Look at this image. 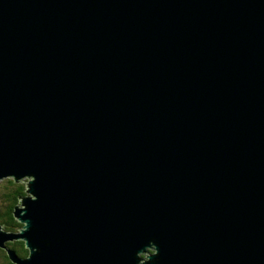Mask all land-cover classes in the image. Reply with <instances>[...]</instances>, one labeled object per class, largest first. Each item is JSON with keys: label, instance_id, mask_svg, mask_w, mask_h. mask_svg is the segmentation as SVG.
Segmentation results:
<instances>
[{"label": "water", "instance_id": "obj_1", "mask_svg": "<svg viewBox=\"0 0 264 264\" xmlns=\"http://www.w3.org/2000/svg\"><path fill=\"white\" fill-rule=\"evenodd\" d=\"M9 177L14 264H264V0H0Z\"/></svg>", "mask_w": 264, "mask_h": 264}, {"label": "trees", "instance_id": "obj_2", "mask_svg": "<svg viewBox=\"0 0 264 264\" xmlns=\"http://www.w3.org/2000/svg\"><path fill=\"white\" fill-rule=\"evenodd\" d=\"M5 181L7 182L6 187H4V191L0 193V199L2 200V204L0 205V224H2L5 229H13L16 225L21 226V223H19L13 215V209L19 201V196L25 194V185L14 181L11 177L6 178ZM16 243L19 246L16 247L15 251L21 256H26L28 250L24 242L22 240H17L14 244ZM0 262L4 264H14L9 259L7 251L4 248L0 249Z\"/></svg>", "mask_w": 264, "mask_h": 264}, {"label": "rangeland", "instance_id": "obj_3", "mask_svg": "<svg viewBox=\"0 0 264 264\" xmlns=\"http://www.w3.org/2000/svg\"><path fill=\"white\" fill-rule=\"evenodd\" d=\"M5 179H6V178L0 180V193H1L2 191H4V187H6V183H7V182L5 181ZM27 181H28V177L25 178V179L22 178V180H20V181H18V182L23 183V184L25 185V188H26V183H27ZM26 195H27V193H26ZM1 204H2V200L0 199V205H1ZM20 205H21V204H20ZM21 227H22V226H18V225H16L15 228H13V229H6V230H8V231H13V232H19L20 229H21ZM149 251L152 253L154 250L151 248ZM141 256L143 257V259L146 258V254H144V253H142Z\"/></svg>", "mask_w": 264, "mask_h": 264}, {"label": "flooded vegetation", "instance_id": "obj_4", "mask_svg": "<svg viewBox=\"0 0 264 264\" xmlns=\"http://www.w3.org/2000/svg\"><path fill=\"white\" fill-rule=\"evenodd\" d=\"M15 242H17V240H14V241H9V243L7 244L8 245V247H10V248H12V249H16V247H18L19 245L16 243V244H14ZM0 249H3V248H0ZM6 253V252H5ZM18 254V253H17ZM18 255H20V254H18ZM21 256V255H20ZM0 264H4V263H1L0 262Z\"/></svg>", "mask_w": 264, "mask_h": 264}]
</instances>
